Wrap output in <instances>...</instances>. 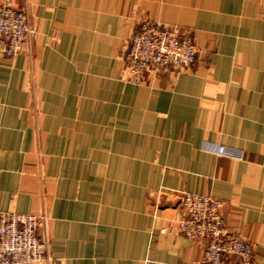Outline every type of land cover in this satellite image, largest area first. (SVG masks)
<instances>
[{
    "label": "crops",
    "instance_id": "obj_1",
    "mask_svg": "<svg viewBox=\"0 0 264 264\" xmlns=\"http://www.w3.org/2000/svg\"><path fill=\"white\" fill-rule=\"evenodd\" d=\"M10 1L32 33L0 53V213H44L51 264H196L178 201L209 195L264 264V0ZM143 20L193 38L189 70L125 80Z\"/></svg>",
    "mask_w": 264,
    "mask_h": 264
},
{
    "label": "built area",
    "instance_id": "obj_2",
    "mask_svg": "<svg viewBox=\"0 0 264 264\" xmlns=\"http://www.w3.org/2000/svg\"><path fill=\"white\" fill-rule=\"evenodd\" d=\"M25 11L10 0L0 3V53H19L31 36ZM196 58V47L189 34L143 20L126 43L122 55L125 80L142 83L148 73L161 69L189 70ZM223 145L217 155L228 154ZM177 230L187 239L205 240L203 258L196 264H255L252 245L229 229L220 211L222 201L201 194L182 193ZM46 216L4 211L0 213V264H51Z\"/></svg>",
    "mask_w": 264,
    "mask_h": 264
},
{
    "label": "rangeland",
    "instance_id": "obj_3",
    "mask_svg": "<svg viewBox=\"0 0 264 264\" xmlns=\"http://www.w3.org/2000/svg\"><path fill=\"white\" fill-rule=\"evenodd\" d=\"M42 215L46 216L44 213H42Z\"/></svg>",
    "mask_w": 264,
    "mask_h": 264
}]
</instances>
